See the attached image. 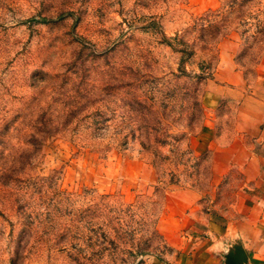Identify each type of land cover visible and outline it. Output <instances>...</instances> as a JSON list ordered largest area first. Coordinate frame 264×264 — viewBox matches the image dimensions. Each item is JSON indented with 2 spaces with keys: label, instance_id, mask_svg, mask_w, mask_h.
Wrapping results in <instances>:
<instances>
[{
  "label": "rangeland",
  "instance_id": "1",
  "mask_svg": "<svg viewBox=\"0 0 264 264\" xmlns=\"http://www.w3.org/2000/svg\"><path fill=\"white\" fill-rule=\"evenodd\" d=\"M263 39L264 0H0V264L164 260L168 195L241 183L212 155L243 113L203 96L232 47L250 84Z\"/></svg>",
  "mask_w": 264,
  "mask_h": 264
},
{
  "label": "crops",
  "instance_id": "2",
  "mask_svg": "<svg viewBox=\"0 0 264 264\" xmlns=\"http://www.w3.org/2000/svg\"><path fill=\"white\" fill-rule=\"evenodd\" d=\"M255 66L248 84L235 49L221 53L203 96L207 109L232 103L243 113L244 127L236 125L227 141L221 142L223 131L214 132L213 142L220 144L212 155L214 172L223 177L237 169L241 183L223 206L201 203L191 189L172 191L168 197L183 198L174 208L168 205L172 198H166L171 225L163 231L169 252L158 264H222V253L236 238L247 253L246 264H264V39ZM219 154L223 159L218 165Z\"/></svg>",
  "mask_w": 264,
  "mask_h": 264
},
{
  "label": "water",
  "instance_id": "3",
  "mask_svg": "<svg viewBox=\"0 0 264 264\" xmlns=\"http://www.w3.org/2000/svg\"><path fill=\"white\" fill-rule=\"evenodd\" d=\"M222 264H246L248 261L247 253L243 249L239 239L230 242L222 253Z\"/></svg>",
  "mask_w": 264,
  "mask_h": 264
},
{
  "label": "trees",
  "instance_id": "4",
  "mask_svg": "<svg viewBox=\"0 0 264 264\" xmlns=\"http://www.w3.org/2000/svg\"><path fill=\"white\" fill-rule=\"evenodd\" d=\"M41 20H44L45 21V20H48V19L43 17V18H41Z\"/></svg>",
  "mask_w": 264,
  "mask_h": 264
}]
</instances>
